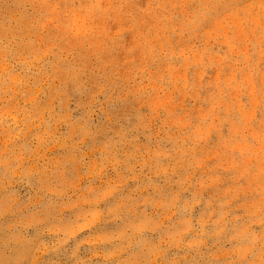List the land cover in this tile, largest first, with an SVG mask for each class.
<instances>
[{"label":"rangeland","instance_id":"374dc122","mask_svg":"<svg viewBox=\"0 0 264 264\" xmlns=\"http://www.w3.org/2000/svg\"><path fill=\"white\" fill-rule=\"evenodd\" d=\"M0 264H264V0H0Z\"/></svg>","mask_w":264,"mask_h":264}]
</instances>
